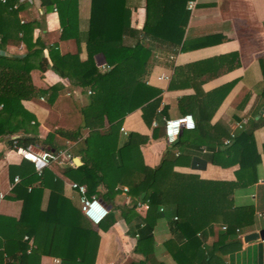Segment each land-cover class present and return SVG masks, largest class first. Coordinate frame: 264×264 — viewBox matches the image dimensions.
I'll use <instances>...</instances> for the list:
<instances>
[{"label": "trees", "instance_id": "trees-1", "mask_svg": "<svg viewBox=\"0 0 264 264\" xmlns=\"http://www.w3.org/2000/svg\"><path fill=\"white\" fill-rule=\"evenodd\" d=\"M14 2L0 1V44L11 36L2 27L7 23L8 14L14 13ZM89 2L88 17L84 19L81 36L79 0L46 2L47 8L58 11L62 39L74 38L79 46L81 37H85V58L78 51L61 54L52 46L49 64L47 60L37 59L39 51L32 50L37 48L38 40L27 44L28 52L24 56L0 55V67L7 69L0 73V136L13 135L19 130L29 132L26 125L31 120L35 121V117L24 109L21 103L23 99L41 95L49 102L53 101L60 86L37 87L31 82L30 75L33 68L44 71L50 66L87 96L86 103L80 108L84 123L81 129H87V134L83 136L79 132L57 131L76 140L80 137L75 152L69 153L79 156L82 164L74 167L66 165L63 174L77 184L85 185L86 195L100 196L112 208L98 224H93L80 212L81 207L79 210L65 199L63 180L49 168L43 169L40 175V187L28 191L30 182L37 176L33 164L23 160L17 169L22 179L14 184L9 196H20L23 200L20 221L2 217L9 227V232L3 234L9 236L3 244L7 252L5 264H30V259L45 247H48L50 254L58 255L62 264H94L99 243L97 228L107 230L118 219L123 220L127 233L136 239L134 252L143 256L128 264H164L154 255L153 228L137 211V200L148 201L147 210L155 211L162 207L158 212L160 216L170 215L169 223L174 236L164 245L177 264H222V254L240 247L237 229L253 222V208L233 205L231 194L234 188L256 180L259 155L253 130L262 121H254L250 129L242 130L228 145L213 151L208 158L215 164L225 166L233 161L221 162V154L229 159L235 154L239 163L235 181H211L194 175H180L173 170L178 159L171 155L173 147L181 143V135L185 138L188 134L199 139L203 137L206 146H214V143L222 145V129L210 124L221 97L211 107L208 101L225 92L227 86L203 93L200 98L186 97L179 107L183 113L198 112L195 127L181 130L159 165H146L140 147L149 137L135 132L123 137L120 129L125 116L138 108L142 110V118L147 124H151L153 118L158 121L152 138H156L159 128L163 127L165 119L162 117L167 115L168 107L164 105L158 111L160 90L146 81L152 59V47L146 41L167 46L183 44L190 15L188 0H144L145 21L141 29L130 25L128 0ZM21 34V37H26L23 31ZM129 36L139 39L134 44L127 43ZM97 54L103 58L104 69L101 68L102 64L99 66L96 62ZM3 77L5 79L2 80ZM37 125L35 121L33 127ZM224 136L229 137L228 133H224ZM52 137L50 133L41 139L36 135H15L10 137V145L13 147L15 141L21 147L34 144L52 150ZM205 163L206 159L198 165ZM116 186L127 187L126 195L132 199L130 205L113 204L114 196L121 193L120 189L115 190ZM46 187L50 190L48 207L41 209L39 200ZM175 192L177 196L173 197ZM216 225L225 226V229L220 228L217 240L207 246L204 235ZM24 232L33 238L36 246L30 255L27 240L23 239ZM8 245H15L14 252L8 251Z\"/></svg>", "mask_w": 264, "mask_h": 264}, {"label": "crops", "instance_id": "crops-1", "mask_svg": "<svg viewBox=\"0 0 264 264\" xmlns=\"http://www.w3.org/2000/svg\"><path fill=\"white\" fill-rule=\"evenodd\" d=\"M14 1L12 6L14 13L8 14L7 23L2 27V30L11 36L0 44V55L24 56L28 52L27 44H33L38 40L37 48L34 47L32 50L39 51L37 59L47 60L49 64L51 63L50 48L52 46L56 47L55 49L61 54L78 51L82 58L87 56L85 37H81L79 46L74 38L62 39L60 37L62 28L58 11L47 8V0ZM195 1L193 9L187 8L190 15L185 28L186 40L183 44L167 46L159 42L146 41V44L148 42L152 47V59L149 62L150 70L146 81L160 90L161 102L158 111L164 105L168 107L167 115L162 119L191 114L195 123L199 116L198 112L183 113L179 107L182 99L196 96L200 98L203 93H211L215 89L227 86L225 92L208 101L211 107L219 99V96L221 97L219 106L210 118V124L222 129L223 134L220 133L222 145L218 146L217 143H214V146L211 144L206 146L203 137L199 139L188 134L185 138L184 135H181L182 141L173 147L171 155L172 158L178 159L173 170L180 175H194L200 179L211 181H235L239 168L235 154L232 159L221 154L219 157L221 162L233 161L225 166L215 164L208 158L211 157L213 151L223 149L230 143V141L225 143L228 137L224 136V133L229 135L234 132L236 136L242 130L250 129L254 121H262L253 130L255 147L259 155L255 172L256 180L245 186L234 188L231 194L233 205L253 208V222L248 226L238 228L240 247L222 254L221 258L223 259L222 264H264V239L243 241V236L246 233L259 230L264 226V0ZM128 4L131 9V27L141 29L145 21L144 0H128ZM89 7V0H79L80 36L81 28L85 24L84 19L88 17ZM22 31L26 37H21ZM1 38L0 34V42ZM137 39L139 37L129 36L126 38V42L134 44ZM170 55L173 56L172 59L169 58ZM96 58V62L100 66L104 62L103 58L100 54H97ZM4 70L6 72L7 69L4 68ZM4 70L0 67V73ZM30 75L31 82L37 87L55 84L60 87L52 102L41 95L30 96L21 101L24 109L34 115L38 124L36 128L33 127L35 121L31 120L26 125L29 132L19 130L13 135L0 136V193L3 195L0 198V233H2L0 236V264H5L7 259V252L3 244L9 237L3 235L9 232V227L5 225L3 218H14L20 221L23 210V200L20 196L9 198L12 195L10 192L14 186L12 184L14 177L18 176L20 180L22 179L17 169L25 160L10 145V137L36 135L41 139L45 138L49 132L53 134L52 150L66 148L73 154L80 137L76 140L61 133H55L54 130L60 126L61 128H70L64 131L79 132L83 136L88 132L87 129H81L84 123L78 112L81 106L86 103V94L65 78L60 77L50 66L44 71L33 68ZM3 79L5 78L3 77ZM68 91L71 92L67 93ZM239 123L243 124L242 128L237 126ZM154 127H158V121L153 118L151 124H147L142 118V110L138 108L125 116L120 129L123 137L130 132L149 137V140L140 148L144 163L150 167L159 165L167 149L171 148V143L165 139L162 127L159 128L157 137L152 138ZM75 157L80 160L79 156H73L74 166L82 164V162L78 164ZM204 159H206V163L199 166L198 164ZM65 167L67 166L52 164L46 168L63 180L65 199L80 210V192L72 186V183L76 182L63 174ZM36 176L37 178L30 182L28 191L31 188L40 187V175L36 174ZM122 187L126 186L115 187V190L120 189L121 193L114 196L112 200L114 205H130L132 202V199L126 195V191L121 189ZM100 191L103 189L100 188ZM49 194V188H44L39 200L41 209L48 207ZM175 196H177V192L174 193L173 197ZM97 197L107 208L109 207V210L112 208V205L105 202L102 197ZM137 211L153 228V250L157 260L164 264H177L164 245L166 240L174 236L169 223L170 215L160 216L158 214L160 210L157 209L152 211L137 208ZM32 219L35 218L32 217ZM220 228L225 229L216 225L213 230L206 231L205 245H213L217 240ZM97 230L99 243L94 264H128L143 257L134 252L136 239L127 233V227L123 220L118 219L107 230L98 228ZM25 236H29V234L23 233L24 240ZM27 244L28 246L32 244L31 249L27 250L30 255V251L36 247L33 238L27 240ZM8 246V251L14 252L15 245L14 247ZM53 251H58V249ZM55 258L60 260L58 255L50 254L48 247H45L30 259V264H62L61 261L55 263Z\"/></svg>", "mask_w": 264, "mask_h": 264}, {"label": "built area", "instance_id": "built-area-1", "mask_svg": "<svg viewBox=\"0 0 264 264\" xmlns=\"http://www.w3.org/2000/svg\"><path fill=\"white\" fill-rule=\"evenodd\" d=\"M5 2L6 0H0ZM195 0H189L187 3L188 9H193L195 6ZM170 59L173 58L172 55L169 56ZM106 66L104 64L101 65V68L104 69ZM163 77V76H162ZM90 93V91H88ZM239 128L243 127L242 123L237 124ZM195 127V122L191 114H183L177 117H170L165 119L163 124V132L165 139L168 143H175L177 137L179 136L182 129H193ZM235 136L234 132L229 134V137L225 140V143H229V141ZM13 149L25 160L30 161L33 166L36 174L41 175L43 169L52 165H68L73 166V156L69 153L68 149H46L40 146L30 144L27 147H21L13 142ZM20 180L18 176L14 177L13 183L15 184ZM73 187H76L80 192V207L81 212L84 214L86 218H88L93 224H98L109 212L107 206L95 195L87 196L86 188L84 185L72 183ZM124 190H127V187H123ZM3 195L0 193V198ZM137 207L140 209H148L149 203L148 201H137ZM163 208L160 207V210ZM176 218V217H174ZM225 228V226H222ZM25 239L30 240L28 236H25ZM32 244L29 245V250L31 249ZM55 263H59L60 260L58 258L54 259Z\"/></svg>", "mask_w": 264, "mask_h": 264}, {"label": "water", "instance_id": "water-1", "mask_svg": "<svg viewBox=\"0 0 264 264\" xmlns=\"http://www.w3.org/2000/svg\"><path fill=\"white\" fill-rule=\"evenodd\" d=\"M75 161L78 164L81 162L78 157H75ZM258 238L264 239V226L261 229H259V230H255V231H251V232L246 233L243 236V241L244 242L254 241V240L258 239Z\"/></svg>", "mask_w": 264, "mask_h": 264}, {"label": "rangeland", "instance_id": "rangeland-1", "mask_svg": "<svg viewBox=\"0 0 264 264\" xmlns=\"http://www.w3.org/2000/svg\"><path fill=\"white\" fill-rule=\"evenodd\" d=\"M69 92H71V91H68L67 93H69ZM61 108H62V105H61ZM78 112L80 113V109H79ZM80 114H81V113H80ZM58 129H59V130H69L70 128L67 129L66 127H65V128H61L60 126H58V127L54 130V132H55V133H58V132H57ZM48 134H49V132H48ZM48 134H47V135H48ZM121 189H122L123 191H126V190L123 189V187H122ZM222 228H223V227H222ZM237 230L239 231V229H237Z\"/></svg>", "mask_w": 264, "mask_h": 264}]
</instances>
